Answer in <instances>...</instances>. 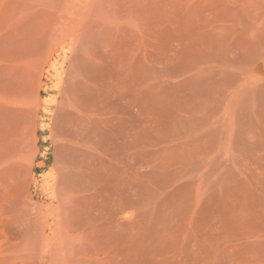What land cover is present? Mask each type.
<instances>
[{
	"label": "rangeland",
	"instance_id": "obj_1",
	"mask_svg": "<svg viewBox=\"0 0 264 264\" xmlns=\"http://www.w3.org/2000/svg\"><path fill=\"white\" fill-rule=\"evenodd\" d=\"M0 264H264V0H0Z\"/></svg>",
	"mask_w": 264,
	"mask_h": 264
}]
</instances>
